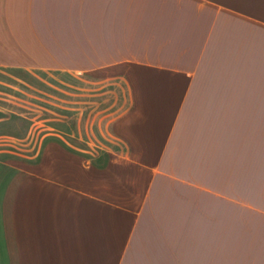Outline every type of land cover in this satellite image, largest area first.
Listing matches in <instances>:
<instances>
[{"label": "crops", "instance_id": "1", "mask_svg": "<svg viewBox=\"0 0 264 264\" xmlns=\"http://www.w3.org/2000/svg\"><path fill=\"white\" fill-rule=\"evenodd\" d=\"M55 71L0 264H264V0H0V76Z\"/></svg>", "mask_w": 264, "mask_h": 264}, {"label": "rangeland", "instance_id": "2", "mask_svg": "<svg viewBox=\"0 0 264 264\" xmlns=\"http://www.w3.org/2000/svg\"><path fill=\"white\" fill-rule=\"evenodd\" d=\"M0 82L5 92L0 96L7 106L3 114L6 121L0 125L1 135L5 136L6 149L19 154L15 160L28 166L34 162L37 150L44 149L46 134L62 131L61 124L47 123V118L53 111L61 112L60 109L52 110L51 106L52 101L63 99L66 77L60 71L37 75L23 72L20 85L10 77L0 76Z\"/></svg>", "mask_w": 264, "mask_h": 264}]
</instances>
